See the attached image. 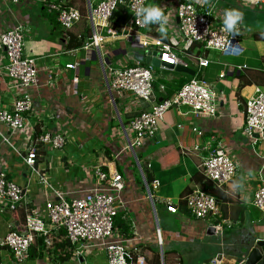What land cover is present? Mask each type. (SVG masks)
Instances as JSON below:
<instances>
[{
  "label": "crops",
  "instance_id": "obj_1",
  "mask_svg": "<svg viewBox=\"0 0 264 264\" xmlns=\"http://www.w3.org/2000/svg\"><path fill=\"white\" fill-rule=\"evenodd\" d=\"M54 1L79 10L81 18L70 29L62 28L56 13L48 11L47 4ZM156 1L154 6L161 7L169 17L168 35L162 40L172 44L188 71L167 66L157 67L160 69L157 71L154 67L150 102L137 101L129 92L113 93L112 100L106 89L101 63L106 71L136 62L145 65V50L156 51L153 38H161L156 24L140 31L123 28L127 17L122 7L115 11L110 23L118 34L109 35L105 28H97V42L87 49L83 46L91 40L92 34L86 18L88 0H19L18 3L0 0V32L20 25L25 54L36 60L38 84L30 90L32 110L28 114L36 134L60 133L66 142L64 132L67 134V131H63L66 127L86 130L90 138L100 139L103 146L93 149L91 158L78 163V173L91 175V165L101 166L105 162L104 170L123 171L125 208L115 219H125L128 224L125 234L116 227L127 260L142 259L145 264H205L220 254L222 264H232L239 248L252 237L264 239V214L252 203L255 189L264 181V139H254L243 131L246 100L256 88L264 93V36L261 35L264 33V4L190 0L201 7L214 5L215 24L223 23L226 10L234 9L243 14L240 34L234 36L228 51L219 52L204 50L197 43L188 44L182 40L175 16L181 0ZM196 56L205 57L208 65L198 67ZM0 58L5 62L1 49ZM71 63L76 64V69L66 67ZM194 76L206 80L216 92L218 113L195 116L186 107H172L164 113L154 137L144 140L138 148L152 179L148 184L137 149L135 155L132 154L134 160L122 150L125 142L119 123L126 126L139 112L148 110L167 94H173ZM91 77H94L92 83ZM84 83L90 87L89 91L79 90ZM14 96V91L7 89L0 75V105L10 108ZM0 130L10 137L15 147L0 143V170L25 190L24 200L14 209L0 201V238L9 231H25L27 211L30 208L42 210L44 201L53 197L54 191L71 196L93 185L90 175H86V179L77 178L74 161L64 155L58 158L57 165L67 173L74 169L70 185L65 190H62L64 184L63 188L54 186L46 174L50 173V166L44 168L41 163V145L32 170L22 158L26 152L20 145L21 137L3 124ZM217 146L225 148L236 163L234 176L221 186L203 172L204 160ZM109 149L113 150L109 152L110 158L104 153ZM116 149L120 150L115 152ZM237 179L243 181V191L234 190L233 182ZM72 180L75 181L73 185ZM153 180L157 182L156 188L152 187ZM33 185L38 187L33 189ZM194 189L216 198V214L205 218H195L191 214L185 196ZM226 192L231 194L225 195ZM169 204L177 208L176 213L167 211ZM211 225L212 232L209 231ZM61 230H52L47 241L34 235L29 258L20 264H106V252L101 247L92 246L75 256ZM69 249L72 254L64 262L61 257ZM0 264L19 263H15L7 249H1Z\"/></svg>",
  "mask_w": 264,
  "mask_h": 264
},
{
  "label": "built area",
  "instance_id": "obj_2",
  "mask_svg": "<svg viewBox=\"0 0 264 264\" xmlns=\"http://www.w3.org/2000/svg\"><path fill=\"white\" fill-rule=\"evenodd\" d=\"M148 0H97L96 4L88 0L86 18L91 24V40L85 43L84 49L95 45L98 39L95 31L105 28L107 34L117 35L118 32L110 27L115 11L123 7L122 13L127 17L123 28L135 30L145 29L136 23L135 8L144 7ZM253 6L264 4V0H239ZM18 3L19 0H7ZM48 11L56 13V20L64 29H70L81 18L77 7L57 2L47 4ZM178 31L185 43H197L204 50L226 52L230 49L234 35L224 30L223 23L215 24L214 5L198 6L190 0H181L176 9ZM153 44L160 61L173 66L184 65L178 58L170 42L154 37ZM146 46L147 43L143 42ZM0 49L4 52L5 62L0 58V75L7 89L14 91L10 108L0 105V124L5 125L11 133L21 137V147L25 155L24 162L35 169L38 157V146L45 144L53 149L62 148L64 136L60 133L42 132L36 134L35 126L29 120L32 110L31 89L38 84V68L36 60L27 56L24 49V36L20 25L5 28L0 32ZM198 67L208 65V60L196 56ZM105 85L111 99L113 93L129 92L137 101L150 102L153 98L154 67L136 62L133 65L106 69L101 63ZM76 69V64L66 65ZM166 67V66H164ZM223 73L219 76L223 77ZM48 76H51L48 74ZM75 80V79H74ZM186 107L195 116H215L218 113L217 94L204 79L192 77L176 92L156 101L151 108L139 112L125 126L121 124L125 145L122 150L135 155L144 140L154 137L157 124L164 113L172 108ZM243 131L254 139H264V93L256 88L253 95L245 102V124ZM0 143H5L15 149L10 137L0 130ZM20 155V154H19ZM117 159V156L115 155ZM93 185L80 193L67 196L55 192L47 198L42 210L30 208L25 215V231H9L0 238V250L7 249L15 263H23L29 258V249L34 235L47 237L52 230L62 229L65 237L74 249V255L79 256L85 249L92 246L101 247L106 252V264H145L143 260L129 261L126 258L124 246L117 238L114 220L119 211L125 208L122 197L125 182L117 169L104 170L95 165L91 171ZM205 176L216 185L227 183L236 172V163L229 152L217 146L203 162ZM152 187H157L153 180ZM25 198L22 185L10 180L4 170H0V201L14 209ZM188 210L195 218H205L216 214L218 206L216 198L199 189H194L185 196ZM253 205L264 214V181L259 185L252 199ZM167 211L176 213L177 208L169 204ZM43 240V241H44ZM207 264H222L216 258Z\"/></svg>",
  "mask_w": 264,
  "mask_h": 264
},
{
  "label": "rangeland",
  "instance_id": "obj_3",
  "mask_svg": "<svg viewBox=\"0 0 264 264\" xmlns=\"http://www.w3.org/2000/svg\"><path fill=\"white\" fill-rule=\"evenodd\" d=\"M96 2L94 1L93 4H96ZM92 63L96 64V60H93ZM155 68L157 71H160V69H158L157 67H155ZM82 69H83V65H82ZM93 80H94V77H91L90 82L92 83ZM89 88L90 87H88V85L86 83H84L83 85H81L79 87V90L89 91ZM119 127H120V130L122 132L120 123H119ZM63 131H67V134H66V132H64L65 135L67 136L66 137L67 140L61 149L60 148L59 149H53L51 146L45 145V144H42L39 147V149L41 148V150H42V153H41L42 166H44V168H46L47 166H50V168H51L50 173H46L50 182L54 186H58L60 188H63V184H64V188L62 190H65L66 188H68L67 185H70V180H71L70 175L74 169L71 168L70 172H68V173L64 172V169L57 165V163L59 162L58 158L65 155L69 159H72L74 161V164H75V168H76L75 172L77 174V178L78 179H82V178L86 179V175L89 176L90 174L89 173L85 174L84 172H81V171H79V173H78V170L80 169L78 167V163L85 161L87 158H91L92 150L98 149L100 146L102 147L103 144H102V141L100 139L90 138L87 135L86 130L78 129V128H76V126L66 127L65 129H63ZM136 149H137L136 150L137 156L141 159V163L143 164V159L141 157L142 155L138 152V148H136ZM118 150H120V149H116L115 152H117ZM126 152L129 154V158L134 160L132 153H130L129 151H126ZM122 156L124 157V154ZM91 164H93V163H91ZM98 164H101V163L99 162ZM143 165L145 166V163ZM94 166L91 165L89 167V169L91 168L90 173H92L91 171H92V168ZM136 170H137V166H136ZM90 179L93 180L92 177ZM74 183H75V181L72 180L71 185H73ZM37 187L38 186L33 185V189H35ZM39 187H40V185H39ZM33 189H32V191L34 192Z\"/></svg>",
  "mask_w": 264,
  "mask_h": 264
},
{
  "label": "clouds",
  "instance_id": "obj_4",
  "mask_svg": "<svg viewBox=\"0 0 264 264\" xmlns=\"http://www.w3.org/2000/svg\"><path fill=\"white\" fill-rule=\"evenodd\" d=\"M136 23L142 27H150L153 24L158 25L157 31L160 33L161 39L167 38L169 17L165 15L163 9L159 6L149 5L135 8ZM243 22V14L238 10L229 9L224 13L223 25L224 30L235 35L240 34L239 25ZM264 36V33H261ZM234 190L243 191L244 183L240 179L233 182ZM226 192L225 195H230Z\"/></svg>",
  "mask_w": 264,
  "mask_h": 264
},
{
  "label": "water",
  "instance_id": "obj_5",
  "mask_svg": "<svg viewBox=\"0 0 264 264\" xmlns=\"http://www.w3.org/2000/svg\"><path fill=\"white\" fill-rule=\"evenodd\" d=\"M158 56L159 55L156 51L145 50V65H149L152 67L167 66L170 68H174L177 71H188L181 64L173 66L164 61H160ZM210 230L211 232L213 231L212 225L209 228V231ZM233 258L234 261L232 262V264H264V239H255V237H252L251 240L247 242V244H245L242 248H239ZM216 259L221 261L222 255H217ZM209 261L210 259H208L206 263H208Z\"/></svg>",
  "mask_w": 264,
  "mask_h": 264
},
{
  "label": "trees",
  "instance_id": "obj_6",
  "mask_svg": "<svg viewBox=\"0 0 264 264\" xmlns=\"http://www.w3.org/2000/svg\"><path fill=\"white\" fill-rule=\"evenodd\" d=\"M155 2H157L156 0H150V3H147L145 6H149L150 4H152V5H154V4H156ZM124 8L122 7V10H123ZM167 94V93H166ZM168 96L169 95H171V93H169V94H167ZM113 150H111V149H109V150H107V151H105L104 153L105 154H107V156H108V158H110L109 157V155H110V153L109 152H112ZM109 161L111 160V159H108ZM101 168L102 169H106V162L105 163H103V164H101ZM142 168H143V172H144V175H145V178H146V181H147V183L149 184L151 181H152V179H151V176H150V174H149V170H148V168L146 167V165L144 166V165H142ZM119 170H121V169H119ZM120 172H122L123 173V171L121 170ZM114 224H115V227H118L119 228V230L123 233V234H125V233H127V230H128V224L126 223V221H125V219H115L114 220ZM122 225H124V228L122 227ZM63 230H61V232H62ZM125 232V233H124ZM63 233L65 234V232L63 231ZM66 241H67V244L69 245V247H71V244L68 242V240L66 239ZM72 249V248H71ZM71 250L69 249V250H67L65 253H64V256L63 257H61V259L62 260H64V262L66 261V260H68V258L71 256Z\"/></svg>",
  "mask_w": 264,
  "mask_h": 264
}]
</instances>
